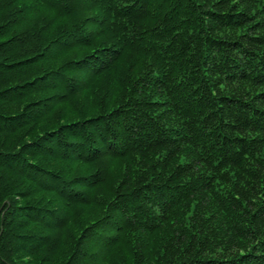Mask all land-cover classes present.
Instances as JSON below:
<instances>
[{
  "label": "trees",
  "instance_id": "1",
  "mask_svg": "<svg viewBox=\"0 0 264 264\" xmlns=\"http://www.w3.org/2000/svg\"><path fill=\"white\" fill-rule=\"evenodd\" d=\"M0 264H264V0H0Z\"/></svg>",
  "mask_w": 264,
  "mask_h": 264
}]
</instances>
